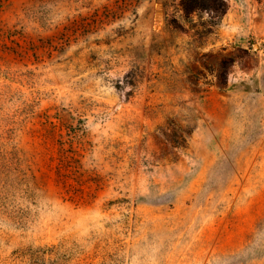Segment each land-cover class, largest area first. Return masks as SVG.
I'll list each match as a JSON object with an SVG mask.
<instances>
[{
  "label": "rangeland",
  "instance_id": "obj_1",
  "mask_svg": "<svg viewBox=\"0 0 264 264\" xmlns=\"http://www.w3.org/2000/svg\"><path fill=\"white\" fill-rule=\"evenodd\" d=\"M179 2L0 0V264H264V0Z\"/></svg>",
  "mask_w": 264,
  "mask_h": 264
},
{
  "label": "trees",
  "instance_id": "obj_2",
  "mask_svg": "<svg viewBox=\"0 0 264 264\" xmlns=\"http://www.w3.org/2000/svg\"><path fill=\"white\" fill-rule=\"evenodd\" d=\"M168 3H164V9L166 14L169 10ZM177 13L181 14V19L187 22L190 17L194 14L203 13L208 14L210 19H221L226 15L228 11V0H180L177 5H174ZM168 26H173L168 23ZM178 130H174L172 135H187L193 134L194 128L190 126L187 127H177ZM170 141L175 145V147H184L187 143L186 137H172Z\"/></svg>",
  "mask_w": 264,
  "mask_h": 264
}]
</instances>
